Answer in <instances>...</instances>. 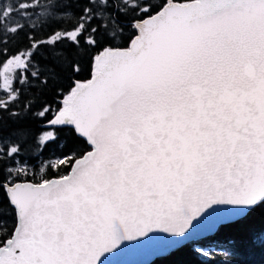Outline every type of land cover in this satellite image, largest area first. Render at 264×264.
<instances>
[{"label": "snow or ice", "instance_id": "6c2138e0", "mask_svg": "<svg viewBox=\"0 0 264 264\" xmlns=\"http://www.w3.org/2000/svg\"><path fill=\"white\" fill-rule=\"evenodd\" d=\"M30 7H0V32H24L13 17ZM79 12L71 30L31 37L28 52L2 50L0 111L22 103L17 84L29 77L47 84L57 69L79 70L59 45L83 39L98 54L92 78L48 121L69 129L60 158L36 166L23 155L28 129L0 134V206L13 216L0 215V264H105L150 234L183 237L220 209L222 228L259 217L249 239L264 246V0H80ZM40 48L48 69L33 63ZM61 166L71 170L47 177Z\"/></svg>", "mask_w": 264, "mask_h": 264}, {"label": "trees", "instance_id": "16d2710c", "mask_svg": "<svg viewBox=\"0 0 264 264\" xmlns=\"http://www.w3.org/2000/svg\"><path fill=\"white\" fill-rule=\"evenodd\" d=\"M164 2L165 0H154V3L158 4ZM170 2L185 3L187 0H170ZM68 5H74V7H68ZM79 7L80 0H31L27 16L36 17V20L32 23L20 21L19 23L26 27L24 32L14 37L4 36L0 32V60L5 59V54L2 51L5 46L7 48L6 55L11 58L12 55L19 52L29 51L31 37H35L36 42L46 41L49 40L54 29L58 32H63L65 29L71 30L80 18ZM18 18L19 15L13 17L15 21ZM129 20L130 17L123 23L127 26ZM133 31L134 29L126 27L125 36L131 35ZM100 39L103 43L102 36ZM117 43L119 44L121 41H117ZM58 47L69 54L70 59L79 65V70L74 72L71 67L67 66L57 69L56 75L49 74L41 77V80L48 81L47 84L29 77V84H17L18 90L23 91L22 103L16 104L11 111H0V134L7 136L19 127L30 131L31 135L23 155L25 159L34 161L36 166L42 161L52 162L51 160L60 158L66 151V146L71 139L69 129L66 127L53 129L41 125L48 123L54 117L55 113L63 106L61 100L65 99L77 81L83 82L90 79L93 71V59L98 54V49L86 45L83 39L78 48L67 42ZM48 51L46 48H40L39 54L33 61L36 68L48 69L51 67V57L48 55ZM24 105H30V107ZM44 108H50L51 111L41 116L40 112ZM51 131H55L57 139L47 143L46 146H38L39 137L45 132ZM79 144L82 149L90 150L83 141H79ZM61 168V171H49L46 173L47 177L54 178L70 171V167L61 166ZM0 200H3L2 192H0ZM6 211L7 215H4ZM0 215H4L9 223L13 220L6 201L0 206ZM260 228L259 217L249 225L247 230L218 227L213 235L185 243L177 250L152 261L150 264H264V246L261 245L259 238L249 239V234L258 232ZM201 250H207V254L203 255Z\"/></svg>", "mask_w": 264, "mask_h": 264}, {"label": "water", "instance_id": "95a60500", "mask_svg": "<svg viewBox=\"0 0 264 264\" xmlns=\"http://www.w3.org/2000/svg\"><path fill=\"white\" fill-rule=\"evenodd\" d=\"M61 101L63 103L64 100ZM41 126L51 128L48 123ZM223 211V209H220L212 215L199 219L198 222L194 221L193 224L195 227L190 229L189 233L185 234L183 237H174L171 234L157 233L155 235L150 234V236H152L151 239L142 238V242L126 244L121 251L108 257V261H110V264H150L158 258L167 256L170 252L185 245V243L214 234L219 227L216 224V219L223 214ZM108 261H106L105 264H108Z\"/></svg>", "mask_w": 264, "mask_h": 264}, {"label": "rangeland", "instance_id": "374dc122", "mask_svg": "<svg viewBox=\"0 0 264 264\" xmlns=\"http://www.w3.org/2000/svg\"><path fill=\"white\" fill-rule=\"evenodd\" d=\"M19 0H0V7H7L8 5H12L13 3H18ZM27 21L29 23H32L34 20H36V17H30V16H27L26 18H21L19 16V18L16 20L17 22H20V21ZM67 97V96H66ZM65 97V98H66ZM58 158L54 159V160H51L52 162H55ZM44 163H48V162H44ZM34 171H37V179L39 178V172H38V169L37 168H33ZM201 253L203 255H206L207 254V250H201Z\"/></svg>", "mask_w": 264, "mask_h": 264}, {"label": "bare ground", "instance_id": "6f19581e", "mask_svg": "<svg viewBox=\"0 0 264 264\" xmlns=\"http://www.w3.org/2000/svg\"><path fill=\"white\" fill-rule=\"evenodd\" d=\"M218 229V228H217ZM213 235V234H212Z\"/></svg>", "mask_w": 264, "mask_h": 264}]
</instances>
